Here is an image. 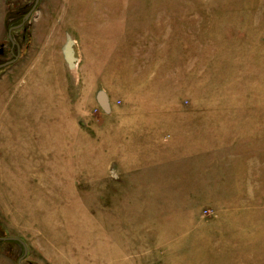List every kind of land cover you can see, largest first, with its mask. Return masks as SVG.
I'll use <instances>...</instances> for the list:
<instances>
[{
    "label": "rangeland",
    "instance_id": "1",
    "mask_svg": "<svg viewBox=\"0 0 264 264\" xmlns=\"http://www.w3.org/2000/svg\"><path fill=\"white\" fill-rule=\"evenodd\" d=\"M114 56L145 92V70L162 86L199 60L211 76L236 59L243 81L212 109L172 98L169 83L153 93L166 102L141 105L162 113L129 119L127 86L105 73ZM3 64L0 238L25 244L22 264H165L156 243L126 254L127 234L154 231L146 205L153 221L190 224L173 241L177 264H264V0H0ZM23 254L0 242V264Z\"/></svg>",
    "mask_w": 264,
    "mask_h": 264
},
{
    "label": "bare ground",
    "instance_id": "2",
    "mask_svg": "<svg viewBox=\"0 0 264 264\" xmlns=\"http://www.w3.org/2000/svg\"><path fill=\"white\" fill-rule=\"evenodd\" d=\"M219 28H222L220 22H215L213 25V29L212 31L217 32L219 30ZM96 30V33H93V36H98L101 37V35L103 33H107L106 29L103 30H99L97 28H94ZM114 33V35H119L120 31L119 29L112 31ZM72 42V41H71ZM174 51V50H173ZM173 55L176 56V52H172ZM235 57V56H233ZM114 57H112L113 60ZM114 63V64H113ZM113 63H110L109 65L106 66V70L105 73L109 74V76L111 78H113L117 85L122 86V85H126V93H125V97L127 99L128 102V107L126 108V110L124 111V113H122V116H126L129 117V119H135V120H144L143 117L146 116L145 120H149L151 119L150 117H153V114L156 113H162L163 111L160 110H156L155 112H153L154 108H159V107H147V106H141L142 104H144V102H148L147 104H150V102L154 103V102H166L165 100H160L161 98H159L158 100H156L157 98H155V95H153V93H156L158 90H163L166 92H169V83L172 84V98L174 97V95H177V93H182L184 94V96H189V98L191 99L192 102V107L194 106H199V107H205V108H210L212 109L213 107H211V103L212 104H216V105H222V101H227V100H231V98L238 92L237 88H235V86H238L243 80H237L235 81V77L238 74L237 71L239 69H241L242 66L241 64L237 63L236 59H229V58H225V60L223 61V65L227 67V70L224 71H218L217 66L213 67V72L210 76V73L207 74H203V72H200L201 70V60H199V62L197 63L198 68H199V72H193V75L189 76L190 73H185L183 72V74H177L176 75H169L164 79L163 83L160 82V84L162 86H158V83L156 82L155 78L151 77L150 72H148L147 70L144 71L143 75L138 79L141 80L143 82V88L146 90L145 91H141L140 88L138 86H134L136 84L133 85L132 83V78L131 75H129L125 70V72L122 71V65L118 62V59H114ZM78 59L75 62H72L70 60H68V66L70 68V70H72V74L75 76V78H77V67H78ZM212 66V65H211ZM242 73V72H240ZM247 75L244 74V76ZM255 78V76H254ZM78 79V78H77ZM248 80L252 81V78L248 77ZM246 82V81H245ZM160 88V89H159ZM213 88L217 89V92L212 93L211 90ZM164 98H168L167 96H163ZM160 100V101H159ZM221 101V102H220ZM156 102V103H157ZM210 103V104H209ZM162 104V103H161ZM209 104V105H207ZM206 105V106H204ZM132 109V110H131ZM178 112H181L178 109ZM183 114V113H181ZM180 114V115H181ZM169 116H172V118H177V116L172 115V109L171 111L168 112ZM178 115V114H177ZM178 118H182L184 121L188 119H191V116H178ZM150 122V121H149ZM154 123V122H153ZM135 126V125H132ZM136 129L139 128L138 127H134ZM139 130V129H138ZM147 145V144H145ZM156 147V146H155ZM153 148V147H152ZM161 148V147H160ZM173 148V147H172ZM114 175V174H113ZM115 176V175H114ZM48 188V187H47ZM64 194V193H62ZM86 205V204H84ZM129 208H131L132 210V214L138 216L142 213V211H144L143 206L140 207L139 202L133 200L131 204H129ZM146 211H148V214H146L148 216V221L145 220V225L146 226H150L152 228H154L153 232H152V236L151 235H137V237H133L131 236V232L128 231L129 234V240L127 242V249H126V254L128 255L129 251H138L137 245L138 244H155L157 245V249L158 247H161L163 249H165L166 255H165V264H177V255H178V250L176 249V245L173 244L174 239L179 236L182 232H183V228L184 227H188V223H186L185 219L186 217L184 216H177L175 215L174 219H172V217L168 218V219H163V221L160 223L159 220H154V211H153V207L151 205H146L145 207ZM142 210V211H141ZM108 216V215H107ZM106 216V217H107ZM179 218H183L181 220V222L177 223V219ZM159 224H157V222ZM94 223H96L95 221H93ZM217 223V222H216ZM230 224V223H228ZM227 225V222H222L219 221L216 225L215 223L210 224L211 226H217V228H220L221 226H225ZM95 227H99V224H95ZM128 228L130 229L131 227L128 226ZM104 233V235H108V232L106 230H101ZM102 233V232H101ZM153 234H155L156 238L153 237ZM126 235V236H127ZM140 236V238H139ZM139 238V239H138Z\"/></svg>",
    "mask_w": 264,
    "mask_h": 264
},
{
    "label": "water",
    "instance_id": "3",
    "mask_svg": "<svg viewBox=\"0 0 264 264\" xmlns=\"http://www.w3.org/2000/svg\"><path fill=\"white\" fill-rule=\"evenodd\" d=\"M37 1L38 0H36V4H37ZM18 28H20V27H18ZM8 39L10 42H12L10 32L8 33ZM63 54H64V58H65V61L67 62V64H68V60L75 62V58L73 56V50H72V42L70 40L67 42V44L64 48ZM6 65L7 64L0 65V69L2 67H5ZM0 242H17L23 248V251H24L23 256L21 258H19V260L17 261V264H22L26 254H27V248H26L25 244L16 238H0Z\"/></svg>",
    "mask_w": 264,
    "mask_h": 264
},
{
    "label": "flooded vegetation",
    "instance_id": "4",
    "mask_svg": "<svg viewBox=\"0 0 264 264\" xmlns=\"http://www.w3.org/2000/svg\"><path fill=\"white\" fill-rule=\"evenodd\" d=\"M26 21H27V18H26L25 20H23L22 23H21L18 27H22L23 24H24ZM18 27H17V28H18Z\"/></svg>",
    "mask_w": 264,
    "mask_h": 264
}]
</instances>
